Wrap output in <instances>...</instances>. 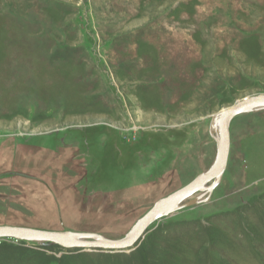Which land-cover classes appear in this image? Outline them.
I'll use <instances>...</instances> for the list:
<instances>
[{
    "label": "rangeland",
    "instance_id": "obj_1",
    "mask_svg": "<svg viewBox=\"0 0 264 264\" xmlns=\"http://www.w3.org/2000/svg\"><path fill=\"white\" fill-rule=\"evenodd\" d=\"M261 95L264 0H0V227L124 239ZM230 142L133 250L0 238V264H264V109Z\"/></svg>",
    "mask_w": 264,
    "mask_h": 264
},
{
    "label": "water",
    "instance_id": "obj_2",
    "mask_svg": "<svg viewBox=\"0 0 264 264\" xmlns=\"http://www.w3.org/2000/svg\"><path fill=\"white\" fill-rule=\"evenodd\" d=\"M264 109V95L245 98L233 107L223 110L217 119L211 123V133L215 122H218V133L215 141L219 144L218 157L214 167L199 176L190 184L169 197L159 201L144 216L135 228L122 240L108 241L94 234H69L64 232L50 233L32 229L0 227V238H16L50 242L65 249H82L86 251H106L111 253L128 252L143 238L148 227L163 216L167 209L177 201L190 196L207 184L219 181L224 174L230 153V124L235 117L252 110ZM78 237V238H77Z\"/></svg>",
    "mask_w": 264,
    "mask_h": 264
},
{
    "label": "bare ground",
    "instance_id": "obj_3",
    "mask_svg": "<svg viewBox=\"0 0 264 264\" xmlns=\"http://www.w3.org/2000/svg\"><path fill=\"white\" fill-rule=\"evenodd\" d=\"M214 132H215L216 134H217V132H218V122H217V121L215 122ZM215 136H216V135H215ZM193 194H194V193H193ZM193 194H191V195H193ZM191 195H190V196H191ZM187 197H189V196H187ZM187 197H185V198H187ZM185 198H183V199H185ZM183 199H181V200H183ZM181 200H179V201H177L175 204L171 205V206L167 209L166 212H168V211H170V210H172V209L178 207V205H179V203L181 202ZM77 238H78V237H77ZM39 242H44V241H39Z\"/></svg>",
    "mask_w": 264,
    "mask_h": 264
}]
</instances>
